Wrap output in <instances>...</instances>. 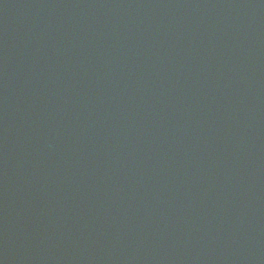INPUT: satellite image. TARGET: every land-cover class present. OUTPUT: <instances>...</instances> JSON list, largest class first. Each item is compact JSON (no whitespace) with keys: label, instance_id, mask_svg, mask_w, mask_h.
<instances>
[{"label":"water","instance_id":"obj_1","mask_svg":"<svg viewBox=\"0 0 264 264\" xmlns=\"http://www.w3.org/2000/svg\"><path fill=\"white\" fill-rule=\"evenodd\" d=\"M0 264H264V0H0Z\"/></svg>","mask_w":264,"mask_h":264}]
</instances>
